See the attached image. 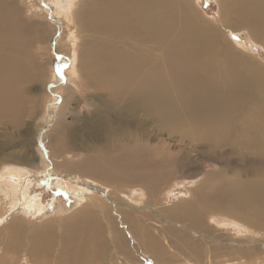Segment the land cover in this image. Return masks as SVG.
I'll return each instance as SVG.
<instances>
[{"label": "bare ground", "instance_id": "obj_1", "mask_svg": "<svg viewBox=\"0 0 264 264\" xmlns=\"http://www.w3.org/2000/svg\"><path fill=\"white\" fill-rule=\"evenodd\" d=\"M10 2L0 0V116L16 125L24 108L20 84L30 74L26 60L20 57H26L30 50L28 42L32 41V32L24 23L18 4ZM217 2L221 7L219 20L205 18L196 0H76L69 5V13L65 12L62 17L84 34L81 37L84 49L78 55L79 67L72 72L89 84L107 79L113 90L96 91L102 106L95 114L105 112L115 118L110 119L112 129H107L106 124H102L101 131H98L99 124L95 129L89 128L88 134L103 133L106 140H102L100 148L94 149L88 146L89 141L85 145L84 140L85 150L92 149L93 156L83 168L74 163L69 171L75 175L73 178H78L79 174L110 184L144 183L148 195L153 194L147 210L157 214L156 194L168 177L163 168L166 164L173 166L174 160H154L146 135L141 130L130 134L124 125V122L132 124L127 117L135 121L151 119L171 134L180 133L193 150L204 147L211 157H225L226 163L231 159L233 165L227 167L228 175H221V183L216 186L230 194L225 203L215 201L217 197L215 193L212 196V190L197 188L194 191V205L206 208L198 215L197 224L205 232L211 231L206 221L212 214L259 229L260 225L251 217L256 214L264 217V61L235 43L232 34L247 30L253 40L264 47V0ZM56 6L62 12L61 5L56 3ZM117 121H124L122 133L117 131ZM66 125L60 118L57 129L63 131V143L68 141L65 147L72 152V147L78 146L77 142L83 138L71 131L65 133ZM56 140L60 143L58 137ZM59 143L56 144L59 146ZM76 167L79 172H74ZM17 170L13 172L16 174ZM4 179L0 180V221L8 211L27 218V211L17 214L13 210L22 201L28 200L25 204L32 210H40L38 203L32 205L28 193L21 194L22 187L14 178ZM209 199L214 200L213 205L206 203ZM94 205L73 209L71 212L77 213L64 223L66 231L70 232L67 237L62 233L65 257L66 254L81 255L89 233L96 240L91 243L92 247H101L97 240L104 230L97 227L98 212ZM173 210L167 209L165 213L181 220L178 216L181 206ZM20 216L10 222L6 227L8 231L24 228L27 221ZM43 228L46 229L38 231V235L50 232L51 226ZM117 234H121L120 230ZM192 237L196 236L192 234ZM149 238L155 248L146 243L145 251L152 254L163 249L153 235ZM182 242L183 249L192 243L188 238H183ZM50 243L41 250L49 253ZM8 246L11 248V244ZM32 246L35 252L39 251L38 243Z\"/></svg>", "mask_w": 264, "mask_h": 264}, {"label": "rangeland", "instance_id": "obj_2", "mask_svg": "<svg viewBox=\"0 0 264 264\" xmlns=\"http://www.w3.org/2000/svg\"><path fill=\"white\" fill-rule=\"evenodd\" d=\"M9 1L18 4L19 13L32 32V41L28 42L31 44L27 56L20 57L26 60L30 69V74L20 84L23 98L21 106L24 107L20 113L24 114L18 116L17 126L0 116V180H5L4 177L14 178L22 187L21 194L28 193L32 205L38 203L40 210H32L25 204L27 200L13 209L17 214L27 211V218L25 215L15 216L9 211L2 216L0 264H264V217L257 214L251 217L260 225L259 229L208 213L206 225L212 230L205 232L197 224L198 215L206 208L194 205V191L197 188L212 190V196L215 193L217 197L214 200L225 203L230 194L223 191L225 188L216 186L221 183V175H228V168L233 165L231 159L226 163L225 157H211L204 147L193 150L188 139L182 140L180 133H169L160 123L142 118L135 121L129 117L132 124L117 121L119 133L123 132L124 122L130 134L141 130L146 135V144L154 160H174L173 166L166 164L163 168L168 177L156 194L157 214L147 210L146 206L151 204L153 194L148 195L144 183L110 184L94 177L83 178L79 174L78 178H73L75 175L69 171V166L75 163L83 168L93 154L92 149L85 150L84 140L85 145L89 141L88 146L91 145L93 149L96 146L100 148L106 140L103 133L88 134L89 128L95 129L97 124L98 127L106 124L107 129H112L110 119H115L114 115L110 117L105 112L95 113L102 106L96 91H111L113 86L106 82L107 79L94 80L89 84L84 79H78L72 72L73 68L79 67L78 55L84 49L81 47L84 34L64 20L63 15L69 13V5L76 0ZM56 3L61 5L62 12ZM196 6L205 18L219 20L221 7L217 0H196ZM232 35L235 43L264 61V47L255 42L247 30ZM60 118L66 121L65 133L71 131L75 136L83 138L79 139L81 144L77 142L78 146L74 147L77 151L73 147L72 152L66 149L68 141L64 140L63 143L64 133L57 129ZM109 136L108 139L112 137L111 134ZM57 137L62 146L56 140ZM53 141L59 143V146ZM111 146L117 147V144ZM13 169L18 172L15 174ZM76 171L79 172L77 167ZM66 183L70 186H66ZM214 200H206V203L213 205ZM93 203L98 212L97 227L104 230L97 240L102 248L97 244V247H92L91 243L96 240L89 233L88 239H85L88 246L84 245L81 255L70 257L66 254L65 257L66 247L62 237H67L70 232L66 231L64 223L77 213L71 212L73 209H82ZM186 204L188 207H184ZM178 205L181 206V212L178 211V216H181L179 221L165 213L167 209L174 212L173 209ZM18 216L20 219L26 218L24 228L16 232L8 231L6 227ZM209 216L213 217V221L208 219ZM135 221L139 223L135 224ZM49 224L50 232L38 235V231L46 229L43 227ZM117 230H120V235ZM192 234L196 237H192ZM150 235L162 243L164 250L152 254L144 250L146 243L151 242ZM183 238L192 242L185 249ZM35 242L39 246L38 252L32 246ZM49 242L50 252L41 250ZM28 255L32 256L29 260Z\"/></svg>", "mask_w": 264, "mask_h": 264}]
</instances>
